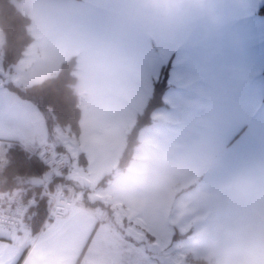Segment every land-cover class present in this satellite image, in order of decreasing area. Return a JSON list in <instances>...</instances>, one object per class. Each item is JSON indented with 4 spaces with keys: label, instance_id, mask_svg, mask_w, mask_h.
Instances as JSON below:
<instances>
[{
    "label": "crops",
    "instance_id": "0c3cea01",
    "mask_svg": "<svg viewBox=\"0 0 264 264\" xmlns=\"http://www.w3.org/2000/svg\"><path fill=\"white\" fill-rule=\"evenodd\" d=\"M18 1L27 9L15 4L29 16L33 38L21 60L6 78H0V146L13 143L25 152H40L47 145L55 148L37 106L8 89L7 81L23 86L40 82L56 73L62 61L76 56L75 90L83 104L81 113L85 108L94 120L102 117L103 124L92 130L105 132L110 125L111 143L116 147L121 146V138L114 120L126 111L130 99L131 118L142 110L165 66L167 106L157 108L152 122L139 130L148 137V131L155 129L157 150L148 154L149 140H139L134 151L138 164L134 186L145 176L147 164H154L162 152L164 162L168 161L170 154L159 149L160 139L178 123L189 135L187 141L180 137L175 143L187 148L191 142L197 144L204 159L215 163L217 172L209 173L206 183L229 185L235 205H246L248 216L241 227L260 228L256 235L217 233L215 264H264V238L260 237L264 234V15L257 12L262 0H87L93 5L84 4L85 0H48L63 8H53V16L41 12L42 0ZM86 7H94L89 18L82 12ZM154 50L162 51L164 57H156V65L151 63L155 76H150ZM134 99L138 103L131 105ZM127 128L129 123L124 132ZM100 143L105 142L96 140L93 146ZM54 150L64 156L63 173L73 180L63 145ZM112 152L113 158L116 151ZM80 155L87 158L84 148ZM172 155L175 161V151ZM89 156L91 161L97 155L90 150ZM154 174L150 171L149 177ZM189 186L178 194L170 191L173 212L175 197L178 202L195 189ZM90 187L96 183L77 192L64 191L70 201L67 212L45 221L35 235L0 227V264H104L99 261L103 258L122 264L120 257L112 258L111 244L100 247L104 252L94 246L108 236V220L98 205L83 203ZM186 217L191 214L187 212ZM199 220L205 222V218ZM112 236L127 248L120 237Z\"/></svg>",
    "mask_w": 264,
    "mask_h": 264
},
{
    "label": "rangeland",
    "instance_id": "374dc122",
    "mask_svg": "<svg viewBox=\"0 0 264 264\" xmlns=\"http://www.w3.org/2000/svg\"><path fill=\"white\" fill-rule=\"evenodd\" d=\"M42 1L43 9L40 10L43 14L52 11L57 6L56 4L51 5L48 0ZM13 2L17 5L20 4L21 8L27 11V9L25 10L22 7L21 1L13 0ZM93 3H89L87 0L84 1V4L87 5H93ZM57 7L60 10L63 9L59 5ZM93 8L86 7L82 12H86V17L89 18L91 9ZM50 15L53 16L54 14L50 12ZM84 25L87 27V23H84ZM2 42L3 36L0 30V78H2L1 75L6 78L8 69L2 65ZM106 54L104 53L103 56ZM163 55L164 53L160 50H154L152 52L150 76H155V67L151 63L156 65L158 60L155 58L158 57L161 60L164 57ZM19 59L21 60V57ZM138 95H143V90ZM131 100L126 101V104H128L126 111L114 120L115 129L117 131L120 130L121 146H112L111 139L114 130L110 125H108L110 127L109 130H107L108 126H105V132H94L92 130L98 124H103L102 117L94 120L85 111V108L83 109L84 113L81 115L80 128L77 134L70 131L67 126L60 125H56L52 132L53 136L51 138L60 141L64 147V153L67 154L69 168L71 169V178L73 179L72 182L81 189H85L89 184L96 183V187L86 188L88 191L85 197L90 201L100 202L98 210H101L100 213L102 216L108 220V228L105 231V235L108 236H103L105 241L101 239L100 241L97 240L94 246L100 248L101 246L106 247L108 243L111 244L112 249H114L112 252L114 257L112 258L120 257L122 264L217 263L215 256V239L218 236L217 233L231 231L236 233L246 232L249 235H254L256 233L255 231L260 228L251 230L241 227V224L242 226L245 225V221L242 220L248 216L245 211L246 205H235L231 199L234 196L230 195L231 188L229 185L225 183L220 185L216 182L214 183V180L206 183L205 178L208 174L213 171L217 172L215 170V163L211 158L204 159V155L197 144L195 147L191 142V145L189 144L187 148L175 143V140H178L180 137L187 141V136L189 135L187 129L183 128L180 130L181 126L178 123L174 124V131H170L165 139H160L159 144V149L165 153H169L171 156H174L172 154L175 151V161L170 155H167L166 159L168 161L164 162L163 159L165 156L162 155V152L160 154L161 157L154 164L151 166L147 164L144 170L146 172L144 174L145 176L141 177L135 187L134 183L138 181L135 178V171L138 166L134 156L136 153H133L126 169H121L117 166L123 147L122 143L124 144V136L129 130L127 128L128 130L124 132V128L126 123H129V127L132 126L136 113H138L132 114V118L128 115L130 110L129 102ZM136 103H138V99L131 105ZM79 106L82 109L83 104ZM138 111H141V109ZM173 118L176 117L173 116ZM146 130H149V128ZM139 132L138 138L141 142L149 140V142H146L147 153L150 154L152 152L151 154H153L158 146L155 129L153 133L156 138L149 131L148 137L145 136L146 134L143 131H141V135ZM96 140L105 143H100L98 147L93 146ZM11 144L8 143L7 145L0 146V166L8 161V156L6 157L5 152ZM47 147L49 146L47 145ZM83 148L85 149L86 159L81 158V156H84L80 155L81 149ZM89 149L94 150L97 155L91 161ZM112 151H116L113 158ZM181 151L184 152L182 153ZM154 166L155 169H153ZM150 171L155 173L152 178L149 177ZM168 171H171L172 174H169ZM60 172H62V169ZM157 174L162 176L156 178L158 176ZM104 177L105 180L103 179ZM102 179L105 181L104 183H101ZM187 185H190V187L195 186V189H192L193 191L189 196H184L186 198L180 199L178 202L177 196L175 197L176 207L175 212H173L171 210L174 206L172 205L173 193L170 191L172 190L175 194H178L181 188ZM64 188L70 192L73 191L74 186L64 184ZM59 190L62 189L56 191ZM186 202L187 205L183 206V208L182 205L183 203L185 205ZM234 208L236 210H232ZM187 212L191 214L190 218L186 217ZM201 218H205V222H201L199 220ZM260 222L262 223V221ZM99 232H96V234L100 235ZM176 232L184 233L187 236H177ZM112 235L118 236L122 239V242H126L127 248L124 249L119 242L120 240L118 241ZM260 237L264 238V234H260ZM96 238L99 237H95L94 240ZM100 250L104 252L105 249L100 248ZM199 260L203 263H197ZM99 261L104 264H112L113 259L103 258Z\"/></svg>",
    "mask_w": 264,
    "mask_h": 264
},
{
    "label": "trees",
    "instance_id": "16d2710c",
    "mask_svg": "<svg viewBox=\"0 0 264 264\" xmlns=\"http://www.w3.org/2000/svg\"><path fill=\"white\" fill-rule=\"evenodd\" d=\"M257 12L264 15V0H262ZM29 25V16L18 9L13 0H0V30L3 36L1 45L2 65L8 69V72L12 70L14 63L21 57L24 48L33 38L29 31ZM76 64V56H71L61 62L56 73L40 82L24 86L12 81H7L6 84L8 89L15 92L19 97L37 106L44 119L47 137L55 144L54 149L62 146L57 139L53 140L51 138L56 125L67 126L70 131L76 134L79 132L82 113L79 106V96L75 90L77 80L75 74ZM166 69L165 66L162 67V75L153 82L151 93L145 105L136 114L134 123L125 134L124 144L117 164L121 169L128 166L133 156L134 149L139 141V129L152 122L153 112L157 108L167 106L163 100L167 87ZM262 75L264 78V70ZM12 144L7 147L5 152L6 157L8 156V161L0 166V192H13L21 188H27L29 192H38L42 186L30 185L27 180L31 176H40L47 170L38 158L39 152H25L22 147ZM103 179L105 180V177ZM103 179L101 183L105 182ZM64 184L74 186L72 192H77L81 189L65 176L63 170L60 173H54L46 186L50 191L62 189L67 192ZM44 199L38 200L37 204L29 212V219L32 222V234L34 235L42 228L45 220L47 205ZM82 200L85 205L91 207H97L100 204L99 201H89L84 196ZM176 234L181 237L187 236L184 233L176 232ZM23 255L24 252L22 253ZM199 262L203 263L200 260L197 263Z\"/></svg>",
    "mask_w": 264,
    "mask_h": 264
},
{
    "label": "built area",
    "instance_id": "2783aa9c",
    "mask_svg": "<svg viewBox=\"0 0 264 264\" xmlns=\"http://www.w3.org/2000/svg\"><path fill=\"white\" fill-rule=\"evenodd\" d=\"M38 158L43 165L59 173L65 166V158L53 150L51 146L38 153ZM45 198L47 205L45 221L64 216L67 212L69 199L63 190L50 191L46 183L38 192H29L27 188H21L13 192H0V227L16 231L32 232V222L29 219L30 210L38 200Z\"/></svg>",
    "mask_w": 264,
    "mask_h": 264
},
{
    "label": "water",
    "instance_id": "95a60500",
    "mask_svg": "<svg viewBox=\"0 0 264 264\" xmlns=\"http://www.w3.org/2000/svg\"><path fill=\"white\" fill-rule=\"evenodd\" d=\"M52 174H53L52 170L47 169L40 176H31V177H29L27 182L30 185L41 186L44 182H47L51 178Z\"/></svg>",
    "mask_w": 264,
    "mask_h": 264
}]
</instances>
